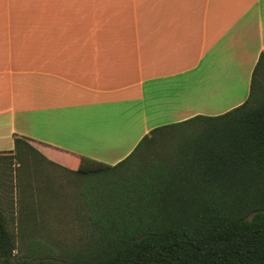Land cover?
<instances>
[{
    "label": "crops",
    "instance_id": "0c3cea01",
    "mask_svg": "<svg viewBox=\"0 0 264 264\" xmlns=\"http://www.w3.org/2000/svg\"><path fill=\"white\" fill-rule=\"evenodd\" d=\"M263 51L264 0H0V151L114 164L243 102Z\"/></svg>",
    "mask_w": 264,
    "mask_h": 264
},
{
    "label": "trees",
    "instance_id": "16d2710c",
    "mask_svg": "<svg viewBox=\"0 0 264 264\" xmlns=\"http://www.w3.org/2000/svg\"><path fill=\"white\" fill-rule=\"evenodd\" d=\"M77 221L76 242L53 235ZM0 264H264V51L243 102L154 127L114 164L68 168L15 135Z\"/></svg>",
    "mask_w": 264,
    "mask_h": 264
},
{
    "label": "rangeland",
    "instance_id": "374dc122",
    "mask_svg": "<svg viewBox=\"0 0 264 264\" xmlns=\"http://www.w3.org/2000/svg\"><path fill=\"white\" fill-rule=\"evenodd\" d=\"M33 144V143H32ZM34 146H36L37 148H38V145L37 144H33ZM71 168H76V166L75 167H71ZM7 171H8V169H7ZM11 171V174L13 173V171H12V169L10 170ZM16 197V196H15ZM80 222H76L75 224H74V228H71L72 230H74V231H78V232H76V233H74V232H71V233H61V234H53V235H55L56 237L58 236V237H60L61 239H64L65 240V238L68 240V241H63V243L64 242H76V239H75V237L79 234V231H80V229H83V227H81L80 228ZM73 225H71V227H72ZM56 249H58V248H56Z\"/></svg>",
    "mask_w": 264,
    "mask_h": 264
}]
</instances>
